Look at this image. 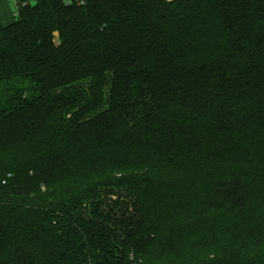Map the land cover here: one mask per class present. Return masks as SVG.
<instances>
[{
    "label": "trees",
    "instance_id": "1",
    "mask_svg": "<svg viewBox=\"0 0 264 264\" xmlns=\"http://www.w3.org/2000/svg\"><path fill=\"white\" fill-rule=\"evenodd\" d=\"M16 5L0 264H264V0Z\"/></svg>",
    "mask_w": 264,
    "mask_h": 264
},
{
    "label": "rangeland",
    "instance_id": "2",
    "mask_svg": "<svg viewBox=\"0 0 264 264\" xmlns=\"http://www.w3.org/2000/svg\"><path fill=\"white\" fill-rule=\"evenodd\" d=\"M28 2L30 3V5H33V4H35L36 0H28ZM2 3L3 4L0 3V10H1L2 5L6 6V8L8 9V12H9V13H7L6 16L8 17V19L12 18L14 16L13 14H16V11H17L16 0H2ZM10 12H11V15H10ZM18 86H20V87L26 86V83H19Z\"/></svg>",
    "mask_w": 264,
    "mask_h": 264
},
{
    "label": "crops",
    "instance_id": "3",
    "mask_svg": "<svg viewBox=\"0 0 264 264\" xmlns=\"http://www.w3.org/2000/svg\"><path fill=\"white\" fill-rule=\"evenodd\" d=\"M27 2H28V0H26ZM0 3L1 4H3L2 3V0H0ZM29 3V2H28ZM4 5H2L1 6V10H0V18H1V20L3 21V22H10L11 20H12V18L14 17L13 15H15V14H13L12 16V18H10V19H8V17L6 16L7 15V13H9L8 12V9L6 8V6H4ZM16 8H17V6H16ZM10 15H11V12H10ZM5 19V20H4Z\"/></svg>",
    "mask_w": 264,
    "mask_h": 264
},
{
    "label": "water",
    "instance_id": "4",
    "mask_svg": "<svg viewBox=\"0 0 264 264\" xmlns=\"http://www.w3.org/2000/svg\"><path fill=\"white\" fill-rule=\"evenodd\" d=\"M55 35L57 36V33H55Z\"/></svg>",
    "mask_w": 264,
    "mask_h": 264
}]
</instances>
